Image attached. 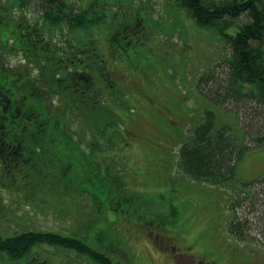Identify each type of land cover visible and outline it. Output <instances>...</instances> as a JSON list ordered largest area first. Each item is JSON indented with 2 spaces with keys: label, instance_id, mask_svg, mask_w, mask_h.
Instances as JSON below:
<instances>
[{
  "label": "rangeland",
  "instance_id": "1",
  "mask_svg": "<svg viewBox=\"0 0 264 264\" xmlns=\"http://www.w3.org/2000/svg\"><path fill=\"white\" fill-rule=\"evenodd\" d=\"M15 1L0 0L12 20L3 16L0 27L16 29L25 11L31 34L22 50L10 40L0 46V65L20 73L15 91L13 72L1 71L0 96L11 93L13 114L15 107L31 111L33 102L52 109L45 130L58 142H43L33 163L22 159V135L17 156L0 152V234H78L118 264L123 257L129 264H264V106L250 98L236 103L231 91L222 99L230 46L176 0H78L93 9L71 28L35 24V8ZM246 21L241 15L232 24ZM83 42L86 51H76ZM82 69L85 75H72ZM204 72L208 78L200 81ZM36 82L35 90L27 88ZM27 90L38 99L22 96ZM206 108L214 109L218 128L229 127L250 148L237 176L261 183L246 185V196L240 183L195 181L178 168L179 147ZM235 215L243 218L237 229ZM166 230L172 237L157 241L155 233ZM190 242L203 259L182 249ZM84 254L42 243L18 260L0 251V264H99Z\"/></svg>",
  "mask_w": 264,
  "mask_h": 264
},
{
  "label": "trees",
  "instance_id": "2",
  "mask_svg": "<svg viewBox=\"0 0 264 264\" xmlns=\"http://www.w3.org/2000/svg\"><path fill=\"white\" fill-rule=\"evenodd\" d=\"M176 1L196 24L211 29L230 46V55L227 60L225 59L227 68L223 73V79L226 86L222 99L230 95L229 91H231L232 99L236 103L244 98L245 100L250 98L256 103V106H264V0ZM15 3L20 8H28L30 5V7L35 8L36 12L42 11L41 17L45 23H64L70 28L81 24L93 9L91 6L80 5L78 0L76 2L72 0H16ZM4 5V2H0V23L3 21V16H7L5 11L2 12ZM241 15H244L247 21L242 22L243 24L237 28L232 22ZM7 19L12 22L10 17L7 16ZM15 25L16 29L14 27H3L4 29L0 27L1 48L6 49L8 40L11 39L14 42L13 48L17 46L18 50L23 49L22 42L26 41L27 37L22 38V25ZM29 38H34V36L31 35ZM86 44L88 45L87 42L77 43L76 51L83 50L85 52ZM2 69L6 74H11L17 70L4 68L3 65ZM104 73L106 74V72ZM72 75L78 77L85 75V73L82 69L80 73L75 71ZM206 76L208 78L207 72H204L200 75L199 80H206ZM41 77V83H45V76L42 75ZM84 78L86 79L87 76ZM82 82L84 85L85 81ZM17 83L19 84V81ZM38 85L39 82H36L34 86L27 88L35 90ZM221 89H224L223 86L220 87ZM33 92L27 90L26 94L34 95L38 99L36 93ZM8 107L5 109L10 112L12 109L10 106ZM53 108L59 109L57 105H53ZM0 110V148H5L17 156L16 148L20 142L18 138L19 119L11 116L6 118V112L2 111V108ZM50 110L41 108L38 102H33L31 111H22V132L24 131L21 137V142L24 143L22 159L31 160L33 163L34 157L38 156V150H43V142H58L57 138L50 137L51 134L45 130L46 126L54 121L51 119L55 114ZM258 117L263 119V114ZM214 119L213 113L206 110L202 121L194 127L192 134L182 142L178 150V168L187 177L195 181L209 182L219 186H232L233 188L240 187L238 185L240 183L241 186H244L241 188L243 194H249L246 185L260 184L261 181L249 183L240 180L237 176V164L250 148L243 142H237L228 130L229 128H218ZM25 122L27 125H24ZM29 129L33 130L30 131ZM10 130L15 134L7 137L5 134ZM257 137L259 136H254V139L257 140ZM0 163L5 164L4 158H0ZM95 176L96 178L99 176L97 171ZM234 217L237 221L232 219L233 223L236 222L232 225L234 229H237L241 226L243 218L238 215ZM42 243L60 245L78 253H85L99 264H118L113 262L107 254L88 246L78 234L70 236L53 231H19L6 236L0 234V251L6 253L12 260L22 258L32 246ZM123 258L124 264H129L128 260Z\"/></svg>",
  "mask_w": 264,
  "mask_h": 264
},
{
  "label": "flooded vegetation",
  "instance_id": "3",
  "mask_svg": "<svg viewBox=\"0 0 264 264\" xmlns=\"http://www.w3.org/2000/svg\"><path fill=\"white\" fill-rule=\"evenodd\" d=\"M24 21H22V27H23V29H24V34H26V26H24V23H23ZM1 71H3V69H2V65H0V73H1ZM20 75V73L19 72H17L16 70L13 72V76H12V79H11V82H10V86L11 87H13L14 88V90L15 91H17V87L19 86L18 85V83L16 84V82L18 81V76ZM15 91H14V93H15ZM5 98H6V100H7V104H9V106H10V109H13V107L11 106V103H12V97H11V93H9L8 95H6V96H4ZM9 108V107H8ZM22 110V108H20V107H18V108H16L15 107V111H17V113H11V112H7L6 111V109L4 108V111L6 112L5 113V116H6V118L7 117H12V118H15V117H18L19 119L21 118L22 119V112H20ZM22 133V124L20 125V127H19V135ZM3 151H5V148H0V152H3ZM154 228H156V229H160V230H165V229H161L160 228V226L158 225V226H155ZM153 232V231H152ZM170 231H163V232H159V233H155L156 234V236H155V238L157 239V241H164V239H166V238H168V237H172V236H170L168 233H169ZM184 240V239H183ZM183 240H180V241H183ZM192 243L190 242V243H188V245L186 244V246H184L182 249L184 250V251H190V254H195L196 255V257L197 256H200V258L201 259H203L204 257H202V256H204L203 255V252H202V250L198 247V248H195V250H193L192 249V247H194L193 245H191ZM161 249H162V251H163V253H161V254H167V253H165L164 252V249L161 247ZM201 262H202V260H200ZM189 264H191V262L189 263ZM205 264H215V261H210V262H206Z\"/></svg>",
  "mask_w": 264,
  "mask_h": 264
}]
</instances>
